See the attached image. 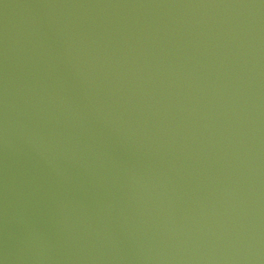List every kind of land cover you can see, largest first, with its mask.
<instances>
[{
	"label": "water",
	"instance_id": "water-1",
	"mask_svg": "<svg viewBox=\"0 0 264 264\" xmlns=\"http://www.w3.org/2000/svg\"><path fill=\"white\" fill-rule=\"evenodd\" d=\"M0 264H264V0H0Z\"/></svg>",
	"mask_w": 264,
	"mask_h": 264
}]
</instances>
